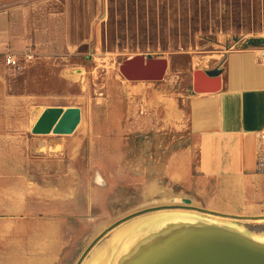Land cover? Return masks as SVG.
I'll return each instance as SVG.
<instances>
[{"label": "rangeland", "instance_id": "rangeland-1", "mask_svg": "<svg viewBox=\"0 0 264 264\" xmlns=\"http://www.w3.org/2000/svg\"><path fill=\"white\" fill-rule=\"evenodd\" d=\"M0 42L21 59L13 68L0 56L5 237L23 243L35 233L39 242L52 227L58 234L53 264H77L117 221L178 205L214 214L190 208L146 213L109 232L82 264L177 215L264 238L258 149L264 131L256 135L253 175L241 172L239 181L230 173L201 176L203 134L192 113V97L205 96L192 92L194 71L224 68L232 52L258 53L264 63V0H0ZM140 54L169 61L164 80L121 76L119 65ZM49 108H78L75 131L32 133ZM175 198L189 203L170 202Z\"/></svg>", "mask_w": 264, "mask_h": 264}, {"label": "crops", "instance_id": "crops-1", "mask_svg": "<svg viewBox=\"0 0 264 264\" xmlns=\"http://www.w3.org/2000/svg\"><path fill=\"white\" fill-rule=\"evenodd\" d=\"M222 69L221 92L192 97L196 105L192 113L203 134L197 169L201 176L230 173L236 174L232 176L238 180L241 172L253 175L256 135L264 131V63L259 62L258 53L232 52ZM3 231L0 230V264L54 263V238L58 234L52 227L39 242L35 233L23 238L22 243L20 237H5Z\"/></svg>", "mask_w": 264, "mask_h": 264}, {"label": "water", "instance_id": "water-1", "mask_svg": "<svg viewBox=\"0 0 264 264\" xmlns=\"http://www.w3.org/2000/svg\"><path fill=\"white\" fill-rule=\"evenodd\" d=\"M169 69V61L151 55H135L119 65L121 76L130 82L156 83L164 80ZM223 69L196 70L192 75V92L195 95L216 94L222 90ZM78 108H49L43 111L32 128L36 135H70L80 123ZM190 208L202 213H213L205 209L186 206H162L143 209L117 221L101 233L85 250L77 264H82L87 255L109 232L122 224L160 209ZM226 216V215H225ZM221 232H203L180 237L162 252L160 257L152 259L151 264H264V248L252 246L242 239H237ZM166 249H164L166 251Z\"/></svg>", "mask_w": 264, "mask_h": 264}, {"label": "bare ground", "instance_id": "bare-ground-1", "mask_svg": "<svg viewBox=\"0 0 264 264\" xmlns=\"http://www.w3.org/2000/svg\"><path fill=\"white\" fill-rule=\"evenodd\" d=\"M213 95V94H206ZM176 105V104H175ZM262 133V132H261ZM55 143V142H54ZM58 145V144H57ZM44 147V146H43ZM168 201V200H167ZM183 202L189 203L188 199H173L170 202ZM193 213L198 211L191 210ZM164 223L162 229L156 232H148L145 234L129 235L121 243L117 242L115 245L108 248L107 252L94 260V264H151L152 259L160 257L162 252H168L173 249L167 248L174 242L181 240L180 237H187L192 234L203 232H221V227H217V221L211 220L213 225L200 222L194 216L181 215L178 217H170ZM168 218V219H170ZM117 230V232L124 230ZM226 234L234 238L242 239L252 246L264 248V238H252L249 234L244 233L242 230H224ZM225 234V235H226ZM166 249V251L164 250ZM155 260V259H154Z\"/></svg>", "mask_w": 264, "mask_h": 264}, {"label": "built area", "instance_id": "built-area-1", "mask_svg": "<svg viewBox=\"0 0 264 264\" xmlns=\"http://www.w3.org/2000/svg\"><path fill=\"white\" fill-rule=\"evenodd\" d=\"M0 56H2L3 61L6 66L8 67H19L20 66V56L14 53L11 49L3 46L0 43ZM260 143L258 145V149L260 154L264 157V133L259 136Z\"/></svg>", "mask_w": 264, "mask_h": 264}]
</instances>
